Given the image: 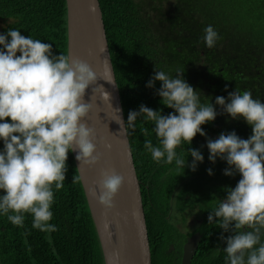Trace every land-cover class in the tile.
Masks as SVG:
<instances>
[{
    "label": "trees",
    "instance_id": "trees-1",
    "mask_svg": "<svg viewBox=\"0 0 264 264\" xmlns=\"http://www.w3.org/2000/svg\"><path fill=\"white\" fill-rule=\"evenodd\" d=\"M98 1L125 123L129 112L138 111L141 104L163 115L173 112L157 95L161 82L156 81L153 88L146 85L155 70L164 71L170 78L179 71L196 90L200 103L215 107L218 115L213 122L218 126V137L235 131L240 138H249L251 126L242 117L233 119L223 113L215 98L222 96L227 102L229 92L248 90L253 99L264 103V0H174L166 11L159 5L160 0ZM0 19H9L0 34L17 29L25 37L51 44L54 55H66L65 0H0ZM167 21L166 29L157 28ZM208 25L218 34L212 48L203 39ZM135 124L136 131L129 129L127 137L149 242L155 228L162 224L164 214L160 216L157 210L161 203L169 204L176 171L174 161L157 163L144 148L145 139H150L153 146L159 143L154 122L141 116ZM206 124L212 125V121ZM142 129L149 134L143 135ZM181 144L177 154L187 142ZM209 154L204 151L203 157ZM216 163L221 177L218 188L210 182L193 184L182 190L180 198L191 193L202 196L205 202L212 197H226L225 189L234 188L241 176L224 175L227 162L217 157ZM66 164L63 188L56 190L53 185V216L48 223L56 227L55 231L34 228L29 213L24 214L22 226L13 225L7 215L0 213V264H104L71 151ZM187 171L193 170L188 167ZM208 239L206 235L203 243ZM261 242L264 243V229ZM150 261L152 264L151 256ZM203 264H226V260L204 249Z\"/></svg>",
    "mask_w": 264,
    "mask_h": 264
},
{
    "label": "clouds",
    "instance_id": "clouds-1",
    "mask_svg": "<svg viewBox=\"0 0 264 264\" xmlns=\"http://www.w3.org/2000/svg\"><path fill=\"white\" fill-rule=\"evenodd\" d=\"M204 32L206 46L212 48L218 34L211 25ZM0 46V213L17 226H22L24 214L29 213L34 228L55 231L56 227L48 223L53 216V185L56 190L63 188L68 153L76 152L79 164L88 167L101 159L95 129L84 122L92 109L84 99L86 90L98 77L86 61L54 55L51 44L25 37L17 29L0 34ZM156 81L161 82L157 95L174 111L163 115L141 104L138 111L129 112L126 123L120 116L122 130L125 135L129 129L135 132V122L141 116L154 122L158 145L153 146L150 139L144 141L152 159L167 164L175 161L178 168L187 166L195 171L204 159L201 152L188 149L193 158L188 164L177 155L176 148L182 142L190 144L198 133L206 135L201 126L214 121L218 113L212 103H200L196 90L183 79V72L170 78L164 71L155 70L146 87L153 88ZM101 88L93 87L92 92H100L102 99L109 101V94ZM215 104L233 119L242 117L252 134L242 139L232 131L207 140L209 161L215 163L219 157L229 166L224 175L241 176L234 188L225 189L226 197L209 211L207 220L209 224L216 221L223 232L231 233L220 236L226 244V264H264V103L253 99L251 91L235 90L229 92L227 102L217 96ZM141 131L149 134L147 129ZM208 174H213L211 169ZM100 177L98 201L110 210L115 207L114 198L124 177L114 169H102Z\"/></svg>",
    "mask_w": 264,
    "mask_h": 264
},
{
    "label": "water",
    "instance_id": "water-1",
    "mask_svg": "<svg viewBox=\"0 0 264 264\" xmlns=\"http://www.w3.org/2000/svg\"><path fill=\"white\" fill-rule=\"evenodd\" d=\"M65 4L66 55L86 61L98 77L96 84L86 90L84 99L92 104V109L84 122L95 129L101 159L95 166L88 167L79 164L76 152H71L103 261L104 264H151L139 180L128 137L120 125V116L124 120L123 111L99 1L65 0ZM93 7L95 11L91 10ZM93 87H102L101 92L106 91L110 100H103L100 92L94 94ZM102 169H114L124 177V184L114 198L115 207L110 210L98 201ZM193 246L195 244H189L188 248Z\"/></svg>",
    "mask_w": 264,
    "mask_h": 264
},
{
    "label": "flooded vegetation",
    "instance_id": "flooded-vegetation-1",
    "mask_svg": "<svg viewBox=\"0 0 264 264\" xmlns=\"http://www.w3.org/2000/svg\"><path fill=\"white\" fill-rule=\"evenodd\" d=\"M216 122L204 124L201 126L206 135L199 133L193 138L190 144L184 145L183 151H179L178 156H182L188 162H192V157L188 149H197L203 155L207 148L208 139H217L215 133L217 129ZM182 147V144L180 148ZM177 150V148H176ZM183 153V154H181ZM189 157V159H187ZM209 156L199 162L195 171L188 172L186 168H178L175 164V175L172 196L169 204L161 203L159 205V215H163L162 224L155 228L152 239H149L150 256L152 264H203L204 249H209L210 253L216 252L221 259L226 260V253L223 248L226 244L220 239L221 234L225 237L230 232H223L219 224L214 221L208 223L207 217L209 211L218 207V198H208L207 202L202 201V196L191 193L180 198L182 190L187 187L188 179L192 184L209 183L213 188H218L221 177L218 175V164H214L208 159ZM208 169L212 170V175L208 174ZM172 170L171 168L167 171ZM226 186V183H222ZM225 198V197H224ZM247 230L248 229H242ZM207 235V242L203 243V238ZM195 246L188 248V245ZM192 249V252H191Z\"/></svg>",
    "mask_w": 264,
    "mask_h": 264
},
{
    "label": "rangeland",
    "instance_id": "rangeland-1",
    "mask_svg": "<svg viewBox=\"0 0 264 264\" xmlns=\"http://www.w3.org/2000/svg\"><path fill=\"white\" fill-rule=\"evenodd\" d=\"M155 2H157V1L155 0ZM173 3H175L174 0H160V1H159V5H160L162 8H164L165 11H166L167 9H169ZM163 14H165V13H163ZM173 21H176V20L173 19ZM8 22H9V19H0V31H2V29L4 28V26H5L6 23H8ZM168 24H169V21H167V22H162V23L159 24L160 27H157V28H161V27H162L161 29L164 30V29H166V28L168 27ZM188 164H191V162H188ZM185 168H186V170H188V167H187V166H186ZM193 184H194V183H193ZM193 184H192V180H191V179H188L187 187H190V186H192Z\"/></svg>",
    "mask_w": 264,
    "mask_h": 264
}]
</instances>
